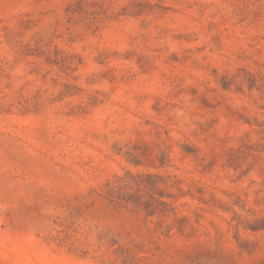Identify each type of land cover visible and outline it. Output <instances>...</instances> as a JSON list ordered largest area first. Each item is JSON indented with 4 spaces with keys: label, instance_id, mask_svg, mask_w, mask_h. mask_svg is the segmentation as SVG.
<instances>
[{
    "label": "rangeland",
    "instance_id": "rangeland-1",
    "mask_svg": "<svg viewBox=\"0 0 264 264\" xmlns=\"http://www.w3.org/2000/svg\"><path fill=\"white\" fill-rule=\"evenodd\" d=\"M0 264H264V0H0Z\"/></svg>",
    "mask_w": 264,
    "mask_h": 264
}]
</instances>
